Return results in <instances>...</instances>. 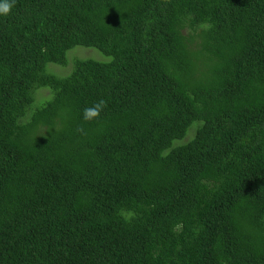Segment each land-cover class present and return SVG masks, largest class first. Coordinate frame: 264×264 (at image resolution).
Instances as JSON below:
<instances>
[{
    "label": "trees",
    "instance_id": "1",
    "mask_svg": "<svg viewBox=\"0 0 264 264\" xmlns=\"http://www.w3.org/2000/svg\"><path fill=\"white\" fill-rule=\"evenodd\" d=\"M0 264H264V0H15Z\"/></svg>",
    "mask_w": 264,
    "mask_h": 264
},
{
    "label": "rangeland",
    "instance_id": "2",
    "mask_svg": "<svg viewBox=\"0 0 264 264\" xmlns=\"http://www.w3.org/2000/svg\"><path fill=\"white\" fill-rule=\"evenodd\" d=\"M91 56L89 58H94L97 60H111V56H107L103 54L101 51L94 47H86V46H75L73 49L69 50L68 58L72 60L75 57H85ZM73 68V62L70 61L68 65H61L58 63H50L48 65V71L53 72L57 75H66ZM51 97V91L47 87H42L36 90L35 93V102L33 107H37L41 105L45 100ZM185 141H188V138H185Z\"/></svg>",
    "mask_w": 264,
    "mask_h": 264
},
{
    "label": "clouds",
    "instance_id": "3",
    "mask_svg": "<svg viewBox=\"0 0 264 264\" xmlns=\"http://www.w3.org/2000/svg\"><path fill=\"white\" fill-rule=\"evenodd\" d=\"M14 2L15 0H0V15L9 14L11 8L13 7ZM104 107H105V101L103 99L97 101L94 105L83 109V114H82L83 119L85 121H92L98 119ZM260 238H244L238 242L237 246H235L234 248L231 247L229 249L237 253L241 258L250 250L252 245ZM210 242H212V237L210 239Z\"/></svg>",
    "mask_w": 264,
    "mask_h": 264
}]
</instances>
